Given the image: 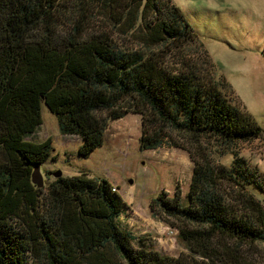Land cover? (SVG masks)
<instances>
[{
  "label": "trees",
  "instance_id": "16d2710c",
  "mask_svg": "<svg viewBox=\"0 0 264 264\" xmlns=\"http://www.w3.org/2000/svg\"><path fill=\"white\" fill-rule=\"evenodd\" d=\"M65 3L78 14L68 26L59 0H0V264H201L163 257L123 229L128 205L106 179H57L48 194L51 212L41 213L32 173L52 157V144L27 139L43 125V106L63 136L81 139L83 159L103 146L110 122L132 112L142 118V151L186 150L194 164L186 204L163 193L152 211L172 227L168 220L195 227H179V236L203 258L215 257L217 239L240 248L264 242V202L250 190L264 194V175L237 154L225 167L199 150L203 141L232 149L261 139L264 130L226 97L232 88L216 79L207 53L195 63L184 55L198 37L183 13L171 0ZM101 19L106 23L90 34ZM139 21L150 55L119 49L103 29L108 23L134 34ZM172 54L180 56L175 63L167 61ZM215 254L219 264H249Z\"/></svg>",
  "mask_w": 264,
  "mask_h": 264
},
{
  "label": "rangeland",
  "instance_id": "374dc122",
  "mask_svg": "<svg viewBox=\"0 0 264 264\" xmlns=\"http://www.w3.org/2000/svg\"><path fill=\"white\" fill-rule=\"evenodd\" d=\"M171 1L183 13L198 37L195 44L186 46L184 55L195 63L194 59L202 58L203 53H207L216 67V79L225 78L232 88L233 92L225 91L226 97L233 98L234 103L245 108L264 130V0ZM59 3L64 24L68 26L73 18L78 19L72 4H66L65 0H59ZM98 21L90 34L106 23L105 19ZM137 26L134 34H125L119 26H109L108 23L103 29L119 49L144 51L150 55L152 52L140 41L143 33L141 21ZM69 30L66 26L62 28L63 32ZM177 57L180 56L172 54L167 61L175 63ZM42 119L43 125L27 139L35 144H52V157L40 167L43 187L36 188L41 213L46 215L51 212L48 194L50 186L57 180L56 174L61 173V178H73L86 173L91 178L108 180L118 190L128 205L119 219L121 227L163 257H183L201 264H219L217 253L221 259L235 255L242 256L249 264L264 263V242L240 248L231 241L217 239L212 245L216 258L206 259L199 255V247H191L179 236V227L191 230L195 227L168 220L175 228L155 217L152 205L163 193L170 198L179 195L186 204L194 164L186 150L162 147L155 151H142L143 125L140 115L132 112L119 121L110 122L103 146L88 159L80 158L77 154L82 146L81 139L63 136L56 116L46 106L42 107ZM174 139L187 148L191 147L181 136H174ZM199 150L215 164L225 167L232 165L234 154H237L264 175V137L250 143H238L232 149H226L215 141H203ZM192 151L195 153L196 149L192 147ZM250 190L264 202V194L253 187ZM190 248H194L198 254L192 253Z\"/></svg>",
  "mask_w": 264,
  "mask_h": 264
},
{
  "label": "water",
  "instance_id": "95a60500",
  "mask_svg": "<svg viewBox=\"0 0 264 264\" xmlns=\"http://www.w3.org/2000/svg\"><path fill=\"white\" fill-rule=\"evenodd\" d=\"M57 179H60L62 177L61 173H58L55 175ZM32 183L34 186H36L38 189L43 187V177L40 172V167H36L34 169V172L32 173Z\"/></svg>",
  "mask_w": 264,
  "mask_h": 264
},
{
  "label": "built area",
  "instance_id": "2783aa9c",
  "mask_svg": "<svg viewBox=\"0 0 264 264\" xmlns=\"http://www.w3.org/2000/svg\"><path fill=\"white\" fill-rule=\"evenodd\" d=\"M114 192H118V190L116 189V188H114V190H113Z\"/></svg>",
  "mask_w": 264,
  "mask_h": 264
}]
</instances>
